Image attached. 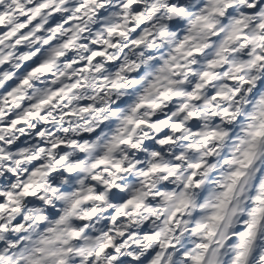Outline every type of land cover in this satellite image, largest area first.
Listing matches in <instances>:
<instances>
[{"label": "clouds", "instance_id": "1", "mask_svg": "<svg viewBox=\"0 0 264 264\" xmlns=\"http://www.w3.org/2000/svg\"><path fill=\"white\" fill-rule=\"evenodd\" d=\"M0 264H264V0H0Z\"/></svg>", "mask_w": 264, "mask_h": 264}]
</instances>
